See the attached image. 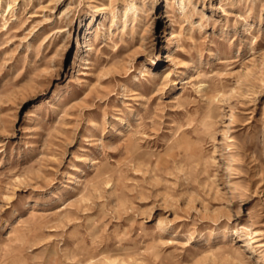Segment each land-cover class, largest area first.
I'll list each match as a JSON object with an SVG mask.
<instances>
[{
	"label": "rangeland",
	"instance_id": "1",
	"mask_svg": "<svg viewBox=\"0 0 264 264\" xmlns=\"http://www.w3.org/2000/svg\"><path fill=\"white\" fill-rule=\"evenodd\" d=\"M0 264H264V0H0Z\"/></svg>",
	"mask_w": 264,
	"mask_h": 264
},
{
	"label": "bare ground",
	"instance_id": "2",
	"mask_svg": "<svg viewBox=\"0 0 264 264\" xmlns=\"http://www.w3.org/2000/svg\"><path fill=\"white\" fill-rule=\"evenodd\" d=\"M174 33H175V32H174ZM174 33H173V31H172V33H171V34H172V37L175 35ZM185 97H187V96H185ZM180 100H181V99H180ZM189 100H190V99H189ZM187 102H188V101H187ZM182 103H183V101H182ZM188 103H189V102H188ZM196 115H197V114H196ZM188 118H189V116H188ZM188 118H187V119H188ZM203 124H204V125H209L210 123L203 121ZM210 126H211V125H210ZM204 127H205V126H204ZM193 130H194V129H193ZM206 130H207V129H206ZM194 132H195V131H194ZM193 134H194V133H193ZM207 134H209V133H207ZM210 134H211V133H210ZM210 134H209V135H210ZM178 138H179V137H178ZM178 138H177V140H178ZM180 138H181V137H180ZM182 139H183V138H182ZM197 141H198V140H197ZM200 141H201V140H200ZM134 142H135V141H134ZM179 142H180V140H179ZM181 142H182V141H181ZM191 142H193V141H191ZM176 143H177V142H176ZM194 143H195V142H194ZM182 144H183V143H182ZM196 144H198V143H196ZM176 145H179V143L176 144ZM175 147H176V146H175ZM178 148H179V146H178ZM171 151H172V150H171ZM169 152H170V151H169ZM142 154H144V153H142ZM177 157H178V156H177ZM101 175H102V174H101ZM21 234H24V232L21 233ZM22 236H23V235H22ZM22 236H21V237H22ZM23 238H24V237H23ZM21 239H22V238H21ZM252 239H253V238H252ZM19 240H20V239H19ZM19 240H18V241H19ZM22 240H23V239H22ZM253 241L257 244V245H256L257 247H262V246H263L262 241H260V240H256V239H253ZM216 254H217V253H216Z\"/></svg>",
	"mask_w": 264,
	"mask_h": 264
}]
</instances>
